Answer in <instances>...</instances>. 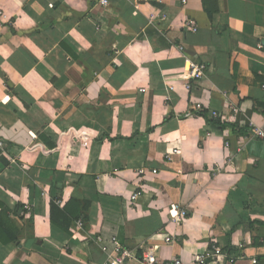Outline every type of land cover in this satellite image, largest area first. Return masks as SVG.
<instances>
[{
	"label": "crops",
	"instance_id": "1",
	"mask_svg": "<svg viewBox=\"0 0 264 264\" xmlns=\"http://www.w3.org/2000/svg\"><path fill=\"white\" fill-rule=\"evenodd\" d=\"M103 1L0 0V237L17 232L0 264H103L112 239L131 264L212 245L232 259L209 264H264V141L246 131L264 121V0ZM70 200L88 208L66 233L50 202Z\"/></svg>",
	"mask_w": 264,
	"mask_h": 264
},
{
	"label": "built area",
	"instance_id": "2",
	"mask_svg": "<svg viewBox=\"0 0 264 264\" xmlns=\"http://www.w3.org/2000/svg\"><path fill=\"white\" fill-rule=\"evenodd\" d=\"M103 0H99V4L104 5ZM183 3L185 1L183 0ZM161 19H164L163 16ZM153 18L150 17V21H152ZM183 28L186 32L196 33L197 27L194 24L193 21L187 20ZM179 50L182 51V47H179ZM184 70L186 73V79L188 81H199L202 80L205 77L206 73V65L204 63L195 62L191 59L185 58L184 63ZM260 90L264 96V77L262 81L260 82ZM192 112L194 115H199L202 112H204L203 108L200 104H196L192 108ZM247 136L249 139H256L260 141H264V121L262 125L255 126V125H249L246 129ZM225 147H228V144L225 145ZM0 149H3V144L0 141ZM179 153V150L175 149L172 150L171 154H168L166 156V159L168 161L171 160V155H177ZM152 174H156V171H152ZM139 175H144V172L142 170L139 171ZM136 195L132 196V200L136 198ZM26 210H28L26 208ZM173 213V214H172ZM188 216V211L185 208H181L179 205H172L170 207V219L174 223H178L183 221ZM85 224V221L83 219H79L75 222V225L77 228L83 227ZM164 242L166 244L172 243V239L170 237H166L164 239ZM111 252L108 256V259L103 264H131V260L133 257V254L127 250H125L118 240L112 239L111 240ZM224 259H232V256L229 252H224L222 248L218 246H210L204 253L197 255L194 260L189 264H209L210 262H217ZM253 263H255L253 261ZM138 264H187L184 263L180 259H171L169 261H160L157 260L154 255L148 251L145 250L142 253V256L140 260L138 261Z\"/></svg>",
	"mask_w": 264,
	"mask_h": 264
},
{
	"label": "trees",
	"instance_id": "3",
	"mask_svg": "<svg viewBox=\"0 0 264 264\" xmlns=\"http://www.w3.org/2000/svg\"><path fill=\"white\" fill-rule=\"evenodd\" d=\"M186 116L187 115H182L181 118H185ZM199 116L204 117L208 123H211V124H214L216 126H219L220 128L223 127V125L220 124L219 120H217V119H208L205 112H202L201 114H199ZM46 144L51 149L55 148L51 143L50 144L46 143ZM74 204H75L74 200H70L65 207H63L61 210H59L58 208H56L57 206H55L53 201L50 202V221H51V223L56 225L59 229L63 230L66 233L69 232V225H70V221H72V219H75V221H77L79 219H83V220L86 219L85 212H86L88 206L86 204H84L81 207L80 213L77 216L75 215V217H74V216H72V214L70 212V210H71V208H72V206ZM77 208H78V206H77ZM5 211H7L5 209V207L0 204V212L2 213V212H5ZM67 216H69V218ZM1 228L5 229L3 226ZM3 235H4V237H7L8 233L4 232ZM2 238L3 237H0L1 243H12V242L14 243L17 240V232H15L14 235H12V236L7 237L6 240H3Z\"/></svg>",
	"mask_w": 264,
	"mask_h": 264
}]
</instances>
